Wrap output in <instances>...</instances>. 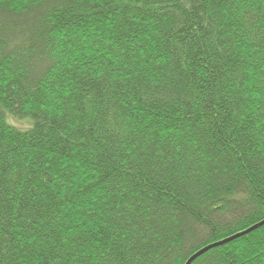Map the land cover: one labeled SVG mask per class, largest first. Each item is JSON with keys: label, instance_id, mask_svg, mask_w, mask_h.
I'll return each instance as SVG.
<instances>
[{"label": "trees", "instance_id": "obj_1", "mask_svg": "<svg viewBox=\"0 0 264 264\" xmlns=\"http://www.w3.org/2000/svg\"><path fill=\"white\" fill-rule=\"evenodd\" d=\"M263 220L264 0H0V264H185ZM191 264H264V225Z\"/></svg>", "mask_w": 264, "mask_h": 264}, {"label": "water", "instance_id": "obj_2", "mask_svg": "<svg viewBox=\"0 0 264 264\" xmlns=\"http://www.w3.org/2000/svg\"><path fill=\"white\" fill-rule=\"evenodd\" d=\"M262 225H264V220L261 221L260 223L256 224V225L252 226L251 228H249V229H247V230H245V231H243V232H240V233H238V234H236V235H234V236H232V237H230V238H227V239H225V240H223V241H220V242H217V243H214V244H211V245L206 246L205 248L201 249L200 251H198L197 253H195L194 255H192V256L186 261L185 264H191L196 258H198L199 256H201V255H202L203 253H205L206 251H208V250H210V249H212V248H214V247H217V246H219V245H222V244H225V243H227V242H230V241H232V240H234V239H236V238H238V237H240V236H243V235H245V234H247V233H249V232H251V231L257 229L258 227H260V226H262Z\"/></svg>", "mask_w": 264, "mask_h": 264}, {"label": "rangeland", "instance_id": "obj_3", "mask_svg": "<svg viewBox=\"0 0 264 264\" xmlns=\"http://www.w3.org/2000/svg\"><path fill=\"white\" fill-rule=\"evenodd\" d=\"M6 120L9 124L21 130H27L32 126L31 119H17L10 114H6Z\"/></svg>", "mask_w": 264, "mask_h": 264}]
</instances>
